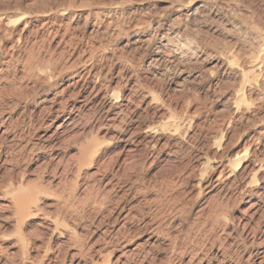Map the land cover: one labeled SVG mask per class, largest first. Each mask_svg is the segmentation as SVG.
Instances as JSON below:
<instances>
[{"label": "rangeland", "instance_id": "obj_1", "mask_svg": "<svg viewBox=\"0 0 264 264\" xmlns=\"http://www.w3.org/2000/svg\"><path fill=\"white\" fill-rule=\"evenodd\" d=\"M0 21V264H264V74L241 75L264 0H0Z\"/></svg>", "mask_w": 264, "mask_h": 264}, {"label": "bare ground", "instance_id": "obj_2", "mask_svg": "<svg viewBox=\"0 0 264 264\" xmlns=\"http://www.w3.org/2000/svg\"><path fill=\"white\" fill-rule=\"evenodd\" d=\"M22 17V16H21ZM20 18V17H19ZM18 18V19H19ZM17 19V20H18ZM20 20H23L24 21V23H28L29 21L26 19V17H22ZM48 20V19H47ZM1 22V21H0ZM15 23V22H14ZM109 25V24H108ZM22 26V25H21ZM83 27V26H82ZM70 28V27H69ZM1 29V28H0ZM3 29V28H2ZM66 29V28H65ZM67 29H68V27H67ZM37 30H39V29H37ZM44 30V29H43ZM6 31V30H5ZM35 31V30H34ZM46 31V30H45ZM51 31V30H50ZM66 31H68V30H66ZM65 31V32H66ZM55 32V31H54ZM6 33V32H5ZM50 33V32H49ZM51 33H52V31H51ZM53 34H55V33H53ZM50 35V34H49ZM48 34H47V36H49ZM90 35V34H89ZM93 35V34H92ZM51 36V35H50ZM46 37V36H45ZM71 38V37H70ZM19 39V38H18ZM20 40V39H19ZM44 40V39H43ZM45 41H46V39H45ZM61 41V40H60ZM71 45V44H70ZM75 45H77V44H75ZM75 47V46H74ZM63 49V48H62ZM69 49V48H68ZM96 49V48H95ZM63 51V50H62ZM88 51V50H87ZM90 52V51H89ZM81 54V53H80ZM262 52L261 53H259V55L258 56H256V58H254V59H252L251 61H250V65H248V63H245V64H247L248 66L246 67V68H248V70L246 71V75H244V74H241L242 75V77H243V81L245 82V83H247V85L248 86H250L251 87V83H250V81L251 80H254L255 79V77H256V80L259 78H257V76H256V74H264V58H262ZM92 55V54H91ZM29 56V55H28ZM80 56V55H79ZM153 58V57H152ZM78 59V58H77ZM80 59V58H79ZM154 59V58H153ZM156 59V58H155ZM158 59V58H157ZM76 60V59H75ZM85 60H88V59H86L85 58ZM172 60H174V59H172ZM74 61V60H73ZM79 61H81V60H79ZM151 62V61H150ZM158 62V61H157ZM161 62V61H160ZM159 62V63H160ZM176 63H177V61H175ZM84 63V62H83ZM154 63V62H153ZM172 63V62H171ZM178 64V63H177ZM242 73V72H241ZM259 75V76H260ZM263 76V75H262ZM249 82V83H248ZM256 82V81H255ZM137 83V82H136ZM96 84V83H95ZM254 84H256V83H254ZM259 84V83H258ZM260 86V85H259ZM94 87H96V86H94ZM106 87V86H105ZM99 88V87H98ZM259 88V87H258ZM104 91V90H103ZM91 92V91H90ZM96 93V92H95ZM94 93V94H95ZM112 94V93H111ZM145 94V93H144ZM147 94V93H146ZM117 95V94H116ZM106 96V95H105ZM143 96V95H142ZM144 96H146V95H144ZM262 96H264V95H262ZM85 97H87V96H85ZM236 97V96H235ZM258 97V96H257ZM261 97V96H260ZM89 98V97H88ZM259 98V97H258ZM86 103H88V102H86ZM84 105V104H83ZM78 106V105H77ZM96 106V105H95ZM261 106V105H260ZM74 107H75V105H74ZM73 108V107H72ZM82 108V107H81ZM56 109V108H55ZM75 109H77V108H75ZM87 109V108H86ZM78 110H80V109H78ZM108 110V109H107ZM124 110V109H123ZM77 111V110H76ZM106 111V110H105ZM120 111V110H119ZM120 112H122V111H120ZM233 112V111H232ZM245 112V111H244ZM114 114V113H113ZM106 115V114H105ZM119 115V114H118ZM111 116V115H110ZM113 116V115H112ZM114 117V116H113ZM117 116L115 115V118H116ZM248 119V118H247ZM250 119V118H249ZM123 120V119H122ZM125 120V119H124ZM231 120V119H230ZM254 120V119H253ZM111 121H113V120H111ZM240 121V120H239ZM231 122V121H230ZM243 124V123H242ZM246 125V124H245ZM139 126V125H138ZM151 126V125H150ZM239 126V125H238ZM155 130V129H154ZM157 131V130H156ZM260 131V130H259ZM233 132V131H232ZM43 134V133H42ZM255 134V133H254ZM261 134H264V130L263 131H260V134L259 135H261ZM49 135V134H48ZM224 135V134H223ZM50 136V135H49ZM224 137V136H223ZM44 138V137H43ZM256 138V137H255ZM258 138H259V136H258ZM46 139V138H45ZM221 139V142H220V144L224 141V138L222 139V138H220ZM263 140V139H262ZM259 141V140H258ZM254 142V141H253ZM219 143V142H218ZM252 143V142H251ZM43 144V143H42ZM41 144V145H42ZM220 144H217L218 146H220ZM253 144V143H252ZM256 144V143H255ZM37 146V145H36ZM249 146V145H248ZM248 146H246V148L248 147ZM222 148V147H221ZM226 148H227V146H226ZM246 148H245V150H246ZM249 148V147H248ZM134 150V149H133ZM263 150V149H262ZM216 151H218V150H216ZM216 151L214 152V154L216 153ZM250 151H253V150H250ZM258 151V150H257ZM244 152V151H243ZM248 152H249V149H247L246 150V152H244V153H242V154H239V155H237L238 156V160H239V162H240V164L244 167L243 169H245L249 164H250V160H249V157H248ZM219 153V152H218ZM217 153V154H218ZM221 153V152H220ZM219 153V155H220V158H222L221 156V154ZM264 155V154H263ZM256 156V155H255ZM259 156V155H258ZM214 158H217V159H219V157H215V155H214ZM258 158V157H257ZM256 158V159H257ZM260 158H263V157H260ZM198 159V158H197ZM237 160V161H238ZM222 161V160H221ZM219 162V161H218ZM258 162H260V161H258ZM218 164V163H217ZM263 164V163H262ZM261 164V165H262ZM239 165V164H238ZM221 166V165H220ZM254 166V165H253ZM237 168V167H236ZM251 168H252V166H251ZM250 168V169H251ZM249 169V170H250ZM261 169V168H260ZM205 170V169H204ZM259 170V169H258ZM260 171V170H259ZM254 172V171H253ZM221 173H223V170H222V168H221ZM242 173V172H241ZM240 173V174H241ZM249 174V173H248ZM218 176H220V175H218ZM226 176V175H225ZM228 176V175H227ZM247 176V175H246ZM243 177V176H242ZM248 177V176H247ZM255 177V176H254ZM208 178V177H207ZM244 178V177H243ZM242 178V179H243ZM251 178H253V177H251ZM223 179V178H222ZM255 179V178H254ZM226 180V179H225ZM251 180V179H250ZM249 180V181H250ZM207 181V180H206ZM213 181V180H212ZM212 181H210V182H212ZM242 181V180H241ZM248 181V182H249ZM256 181H258L257 179H256ZM218 182V181H217ZM254 182H255V180H254ZM234 183V182H233ZM202 184V183H201ZM197 186V185H196ZM203 186V185H202ZM205 187V186H204ZM230 187V186H229ZM235 187V186H234ZM111 191V190H110ZM264 193V192H263ZM263 196V195H262ZM19 198H21V197H19ZM18 199V198H17ZM23 199H18V201H17V206H18V208H19V210H24L23 208L25 207V202L24 201H22ZM259 201V200H258ZM262 206V205H261ZM259 207H260V205H259ZM257 209V208H256ZM121 210V209H120ZM131 211V210H130ZM128 212V211H127ZM128 214V213H127ZM115 216H118V215H115ZM115 218V217H114ZM109 219V218H108ZM119 219V218H118ZM127 219H129V218H127ZM125 220V219H124ZM148 220V219H147ZM146 220V221H147ZM125 222V221H124ZM151 222V221H150ZM149 222V223H150ZM109 223V222H108ZM146 223H148V222H146ZM122 225H123V223H122ZM149 225V224H148ZM157 225V224H156ZM123 227H125V225L123 226ZM130 227V226H129ZM155 227V226H154ZM138 228V227H137ZM141 228V227H140ZM107 229V228H106ZM121 229H123V228H121ZM118 230V229H117ZM130 230V229H129ZM116 231V230H115ZM138 231H139V229H138ZM117 232V231H116ZM120 232V231H119ZM137 232V231H136ZM122 233V232H121ZM150 233V232H149ZM117 234V233H116ZM115 237H117V235L115 236ZM152 237V236H151ZM113 238V237H112ZM119 239V238H118ZM117 239V240H118ZM112 241V240H111ZM111 241H109V242H111ZM94 242V241H93ZM119 242V241H118ZM145 242V241H144ZM146 243H148V242H146ZM120 244V243H119ZM137 244V243H136ZM122 245H124V243L122 244ZM152 245V244H151ZM121 246V245H120ZM143 246H145L144 244H143ZM107 248V247H106ZM139 248V247H138ZM141 248V247H140ZM144 248V247H143ZM101 249V248H100ZM103 249V248H102ZM101 249V250H102ZM99 250V249H98ZM100 250V251H101ZM126 251V250H125ZM124 251V252H125ZM127 251H129V250H127ZM145 251V250H144ZM133 252H137V251H134L133 250ZM138 253V252H137ZM106 254V253H105ZM110 254V253H109ZM122 255V254H121ZM131 255H133V254H131ZM146 255V254H145ZM108 256V255H107ZM128 256H130L129 255V253H128ZM144 256V255H143ZM104 257H106V256H104ZM109 257H110V255H109ZM122 257V256H121ZM217 257V256H216ZM129 258V257H128ZM133 258V257H132ZM121 259V258H120ZM135 260V259H134ZM142 262V261H141Z\"/></svg>", "mask_w": 264, "mask_h": 264}]
</instances>
